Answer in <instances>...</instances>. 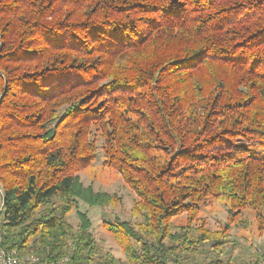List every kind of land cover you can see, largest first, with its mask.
I'll return each mask as SVG.
<instances>
[{"label": "trees", "instance_id": "16d2710c", "mask_svg": "<svg viewBox=\"0 0 264 264\" xmlns=\"http://www.w3.org/2000/svg\"><path fill=\"white\" fill-rule=\"evenodd\" d=\"M93 126L101 167L122 176L141 217L103 220L122 262L85 215L67 219L79 200L116 201L78 174L99 154ZM0 189L4 245L21 253L264 264L258 251L252 263L219 257L228 225L197 223L200 204L223 196L229 223L250 209L264 230V0H0ZM206 242L218 256L186 258Z\"/></svg>", "mask_w": 264, "mask_h": 264}, {"label": "rangeland", "instance_id": "374dc122", "mask_svg": "<svg viewBox=\"0 0 264 264\" xmlns=\"http://www.w3.org/2000/svg\"><path fill=\"white\" fill-rule=\"evenodd\" d=\"M93 134V135H92ZM90 138L96 140L98 156L93 165L85 170L80 171L79 177L83 185L90 184L94 190L106 191L112 195L116 201L113 205L107 206H89L85 202L79 200L77 206L67 215L68 221L73 228L78 227L79 219L77 214L85 215L91 226V235L95 238L97 245L100 246V251L108 253L119 262L124 261V255L112 235L105 229L103 220H131L139 221L141 217H133L130 213V208L133 204L135 193L124 182L119 173L111 169H103L101 167L102 155V138L99 136L96 128L92 127ZM244 142V141H243ZM245 143V142H244ZM247 143V142H246ZM257 149H263L262 146ZM2 202V193L0 189V205ZM207 204H200V219L197 223H203L210 230L222 229L228 225V240L225 246L219 253V257L224 259L231 258L235 263H252L255 258L252 256L254 251H258L264 257V230L257 233V223L253 218V213L250 209L242 211L244 215L243 221L237 223H229L227 221L228 202L225 197L218 198L209 197L206 199ZM3 204V203H2ZM172 227L177 229L178 226L186 224V215L182 214L172 217L170 221ZM195 225V222L192 224ZM198 225V224H197ZM174 230L172 229V232ZM218 256L213 252L208 242L203 243L200 252L195 256H187L190 261L202 262L206 259Z\"/></svg>", "mask_w": 264, "mask_h": 264}, {"label": "built area", "instance_id": "2783aa9c", "mask_svg": "<svg viewBox=\"0 0 264 264\" xmlns=\"http://www.w3.org/2000/svg\"><path fill=\"white\" fill-rule=\"evenodd\" d=\"M2 203L0 205V209ZM0 221V264H66L75 247L71 246L67 253L54 259H43L32 252L21 253L17 248L4 245V231Z\"/></svg>", "mask_w": 264, "mask_h": 264}]
</instances>
